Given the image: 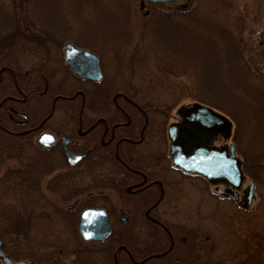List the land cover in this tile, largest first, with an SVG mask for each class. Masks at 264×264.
Returning <instances> with one entry per match:
<instances>
[{
    "label": "rangeland",
    "instance_id": "obj_1",
    "mask_svg": "<svg viewBox=\"0 0 264 264\" xmlns=\"http://www.w3.org/2000/svg\"><path fill=\"white\" fill-rule=\"evenodd\" d=\"M48 36L99 51L106 81L141 101L162 108L213 102L209 105L234 114L231 141L246 163L244 186L252 176L257 179L251 206L221 198L201 178L177 174L170 186L173 201L161 208L169 224L191 231L195 264H248L252 254L264 264V0H0V68L12 65L28 84L27 75H38L35 67L46 54L37 44ZM46 52L57 58L53 46ZM55 68L60 70L55 82H78L57 61ZM30 95L32 101L40 98L35 91ZM161 123L166 124L163 116ZM160 150L167 151L165 136ZM10 162H0L5 251L37 261L58 258L61 227L45 221L51 218L46 214L66 209L87 192L65 198L43 183L40 193H29L12 173L6 180ZM90 179L81 174L73 181ZM14 208L16 213L9 211ZM6 212L12 217L5 218ZM26 212L33 215L30 234H6L14 222L26 229Z\"/></svg>",
    "mask_w": 264,
    "mask_h": 264
},
{
    "label": "flooded vegetation",
    "instance_id": "obj_2",
    "mask_svg": "<svg viewBox=\"0 0 264 264\" xmlns=\"http://www.w3.org/2000/svg\"><path fill=\"white\" fill-rule=\"evenodd\" d=\"M68 41L98 57L101 79L76 74L65 60ZM37 45L46 54L35 67L38 75L34 78L27 75L28 84L12 65L4 64L0 68V129L17 137L27 136L41 152V175L28 182L29 193H40L44 183L45 189L65 198L86 192L87 196L74 199L66 209H54L46 214L51 218L45 221L61 227L58 229L62 234L58 258L37 261L17 257L5 251V242L0 237L2 251L14 263L24 261L26 264L197 263V247L191 231L169 224L161 208L173 201L170 186L176 183V178L173 180L172 176H194L209 183L200 174L175 166L170 154L168 127L193 114L195 102L162 108L139 100L130 91L113 89L105 79L102 55L87 43L48 36ZM52 46L58 52L56 59L46 52ZM56 61L65 74H73L78 82H55L60 72L55 68ZM93 65L91 62L90 66ZM30 90L36 92L39 100H31ZM162 116L165 125L161 123ZM196 125L183 129V133L199 140L202 130ZM44 133L51 135L50 139H45V146L38 143ZM161 134L167 142V151L163 154ZM225 143L222 133L210 137L212 146L221 147ZM180 144L184 149L191 147L184 137ZM68 153L82 157L73 163ZM243 173L246 179V166ZM81 174L91 179L73 181ZM251 181L255 196L256 176H252ZM226 186L228 184L222 181L214 188L221 198H232L242 207L246 186L237 189L238 200L231 194H220ZM100 188L110 189L115 195H102ZM49 205H52L50 200ZM89 208L105 212L92 217L91 231L96 239H85L81 232L82 214ZM32 216L26 212L25 236L31 232ZM0 264H4L2 258Z\"/></svg>",
    "mask_w": 264,
    "mask_h": 264
},
{
    "label": "water",
    "instance_id": "obj_3",
    "mask_svg": "<svg viewBox=\"0 0 264 264\" xmlns=\"http://www.w3.org/2000/svg\"><path fill=\"white\" fill-rule=\"evenodd\" d=\"M150 2H170L175 0H148ZM65 60L71 65L77 75L84 78L101 79L98 57L91 51L75 46L68 41L65 44ZM93 62L94 65L90 66ZM3 70V69H2ZM1 70V71H2ZM197 124L202 130V137L199 140L191 137L189 133H183V129ZM232 121L224 114L214 110L212 107L200 103L195 104L194 113L189 117L182 118L178 123H172L168 127V136L171 140L170 154L175 166L190 173H199L209 182L216 184L225 182L229 186L223 188L220 194L230 193L238 200L237 189L242 186L244 175L241 169V159L235 152V144L223 145L216 147L210 145V137L214 133L224 134L225 139L232 135ZM45 137H51L46 133L38 138V143L45 146ZM183 137L191 145L190 148L184 149L180 142ZM70 161L75 163L82 156L68 153ZM254 197V182L245 189V194L241 200L244 202V208H248ZM104 210L89 208L83 211L81 221V232L85 239H96L91 228L94 215L104 214ZM104 220V217L101 216ZM90 228V229H89ZM1 246V241H0ZM0 258L4 264H26L24 261L13 262L0 248Z\"/></svg>",
    "mask_w": 264,
    "mask_h": 264
},
{
    "label": "trees",
    "instance_id": "obj_4",
    "mask_svg": "<svg viewBox=\"0 0 264 264\" xmlns=\"http://www.w3.org/2000/svg\"><path fill=\"white\" fill-rule=\"evenodd\" d=\"M200 99L203 100L204 97H201ZM212 103H209V104H212ZM215 106L217 108H220L216 104ZM225 113H227V115H231L232 118L235 119V116L234 114H232V112L229 113V111L228 112L225 111ZM30 142L31 140L30 139L28 140L27 136L25 135L23 137H17L15 135L8 134L0 129V160H1L0 162L2 163L3 161L5 162L7 160L8 161L11 160L10 162L11 164L9 165V168L5 172V174H7L5 175V177L7 178L6 180H8L9 174L12 173V176L17 177V178H14L16 180H13L15 184L20 182V184L26 188H28L27 185L30 180L31 181L36 180L37 176L39 177L41 175V168L39 165L40 164L39 156L41 155V152H39L36 149V147L32 144V142L30 144ZM29 150L31 151L29 152ZM12 158H16V160H13ZM245 165L246 163L244 161V166ZM9 211L10 212L14 211L16 213L17 209L14 208ZM10 212H8L9 214L7 212L6 214H4L5 218L9 219L12 217L11 216L12 213ZM15 219H19V218H15ZM21 223L22 222H14V228L11 229L10 231L6 230L7 231L6 234L25 235L26 229L20 228L19 225ZM26 225H27V221H26ZM0 237H2L1 234H0ZM250 260H249L250 263L248 264H257L258 262H260L259 257L256 256V254H252Z\"/></svg>",
    "mask_w": 264,
    "mask_h": 264
},
{
    "label": "snow or ice",
    "instance_id": "obj_5",
    "mask_svg": "<svg viewBox=\"0 0 264 264\" xmlns=\"http://www.w3.org/2000/svg\"><path fill=\"white\" fill-rule=\"evenodd\" d=\"M45 139L47 140V139H50V137H45Z\"/></svg>",
    "mask_w": 264,
    "mask_h": 264
}]
</instances>
